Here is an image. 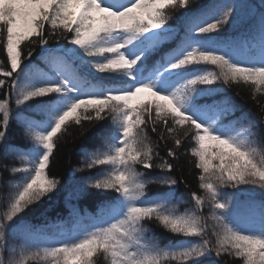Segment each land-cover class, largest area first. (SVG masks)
<instances>
[{"label": "snow or ice", "instance_id": "1", "mask_svg": "<svg viewBox=\"0 0 264 264\" xmlns=\"http://www.w3.org/2000/svg\"><path fill=\"white\" fill-rule=\"evenodd\" d=\"M191 0H0V37L6 66L0 65V155L17 152L24 167H11L18 182L10 178L7 192L0 191V264H27L29 260L51 264H203L215 251L241 264H264V200L242 203L231 193V205L221 187L254 185L264 189V151L252 146L259 121L248 119L222 90L213 85L223 79L242 80L256 91L264 89V5L259 12L247 9V34L221 35V28L241 20L246 6L208 0L189 10ZM182 8L180 23H168V8ZM50 36L67 40L47 47ZM70 34V38L65 35ZM35 37L36 40L32 38ZM45 66L32 63V50L25 63L21 45L36 43ZM174 46L162 50L166 43ZM213 65L219 74L202 70ZM107 73V75H98ZM11 78L10 85L6 79ZM8 86L9 90L3 92ZM17 89H21L16 94ZM15 97V115L10 109ZM203 98H212L201 103ZM35 100L28 106L26 102ZM28 111L25 112V108ZM24 113L20 119V114ZM105 120L91 142L81 146L84 168L108 166L73 189L69 195L88 196L89 188L103 194L101 207L106 218L73 236L54 241L32 238L38 230L21 214L57 190L59 181L48 168L59 140L58 134L70 121ZM232 117L231 119H227ZM16 120L23 138L30 143L8 142V129ZM247 121L243 131L237 125ZM149 125L158 141L171 138L174 148L167 156L175 159L185 141L194 142L191 155L200 170L199 188L204 196L191 194L190 210L178 213L172 205L175 192L146 195L153 181L174 186L176 179L153 177L137 171L153 167L154 149ZM264 131V129H262ZM101 149H106L101 151ZM158 155V153H157ZM218 162V163H217ZM156 167L171 171L165 161ZM3 184L0 183V188ZM109 190L117 195H109ZM211 203L216 221L209 239L193 243L189 237L206 235L202 215L205 200ZM258 215V219H257ZM155 220L176 236L175 243L161 245L150 234L146 222ZM23 237L26 254L19 259L3 258L9 239ZM183 237V238H181ZM15 252V248L12 249ZM209 264L211 262L209 261Z\"/></svg>", "mask_w": 264, "mask_h": 264}, {"label": "trees", "instance_id": "2", "mask_svg": "<svg viewBox=\"0 0 264 264\" xmlns=\"http://www.w3.org/2000/svg\"><path fill=\"white\" fill-rule=\"evenodd\" d=\"M208 0H191L189 10L197 8ZM224 3H239L245 5L246 8L242 9V19L224 25L221 28V35L225 37H236L247 34L249 29V19L244 13L247 9H251L255 12H259L264 0H223ZM185 12L182 8H168L167 14L169 15L168 23L175 25L180 23L177 17H180ZM68 38L70 34L65 33ZM45 36L49 38L47 47L54 48L59 43L64 45L67 43L63 37L59 34L55 36L49 35V30L46 26ZM36 40L35 37L32 38ZM3 38L0 37V65L6 66V54L2 48ZM174 46V42L166 43L162 46V50ZM32 50L33 55L31 61L33 64L44 67V61L41 58V49L38 41L36 43L25 42L21 45V51L24 62L27 63V53ZM202 70L213 71L219 74V70L213 65H200L198 66ZM98 75H107V73H100ZM3 78V77H0ZM6 79V85H10L11 78ZM199 87H215L222 90V94L227 95L235 103L238 108L236 115L240 112L248 114V119L256 120L260 123L252 129L253 136L248 137L251 140L252 146L264 151V89L256 91L255 87L250 83L246 84L242 80L230 81L225 84L223 79L216 81L213 85L199 86ZM9 90L8 86L3 88V92ZM21 89H17L16 94ZM212 98H203L200 102H210ZM28 106H32L36 103L35 100L26 102ZM15 97L13 96L10 109L12 114L15 115ZM28 108H25V112ZM94 117L92 121L82 120L80 124H77L74 120L70 121L66 128H62L58 134L59 140L56 142V147L51 156L50 165L48 168V175L50 178L59 181L57 190L47 194L42 198L41 202H38L29 209H26L21 217L28 225L36 228L38 231L32 234V238L38 239L39 241H54L66 239L68 234L71 233L75 236L80 232L81 229L90 228L94 223H100L101 219L106 218V210L101 207V203L105 200L103 194H97L98 191L94 188H89L88 191L91 195L79 196L69 195L74 188H76L86 177L95 176L97 172L103 171L105 174L111 169L108 166H97L93 169L84 168V155L81 151V146L86 142H91L95 137V130L99 125H103L106 122L111 124L109 114L105 115V120H96L94 113H91ZM24 113L20 114V119L23 118ZM228 117L227 119H231ZM0 121H2V113H0ZM247 127V121L237 125V128L244 130ZM147 135L151 145L154 149L153 152V167L150 169H144L142 166H137V171L145 173V180H152L153 177H169L176 179L178 183L174 186L162 185L158 182H151L146 184V195L152 193H159L171 188L175 192V199L172 201V205L177 209L178 213H182L185 210H190L194 204L191 201V194L196 192L198 195L204 196L205 193L199 188V175L200 170L195 168L196 158L191 155V146H195L194 142L185 141L177 151V157L175 159L167 156V149L174 148V143L171 138L166 141H158V133L151 131L149 125ZM8 142L14 145H28L30 141H26L21 133V129L17 124L16 120H13L8 129ZM106 149H101V151ZM158 153V155H157ZM167 161L173 165L171 171L167 169H160L156 167L161 163ZM218 163V162H217ZM24 167L25 162L21 161L20 156L17 152L10 153L7 157L0 155V183L3 187L0 191L7 192L8 182L10 178L13 183L18 182L22 174H16L13 176L10 169L11 167ZM224 193V199L228 200L231 205V193L237 192V198L242 203L249 201L259 202L264 200V189L254 185H238L236 188L233 187H221L218 189ZM109 195L116 196L114 191L109 190ZM4 210L0 207V212ZM211 203L207 199L202 208V215L205 217V223L207 225L206 235L202 237H189L186 238L193 243H202L203 239H209L212 244L215 243V237L211 235L212 226L216 224V221L211 216ZM146 226L150 230V234L154 235L161 245L168 243H175L176 236L171 232L165 230L155 220L146 222ZM57 228L62 231L57 232ZM183 238V237H181ZM15 248V252L12 249ZM22 254H26V250L23 245V237H18L15 241L9 239L8 245L3 252V258L7 262L8 259H19ZM203 260V264H241L235 258L230 257L226 254L216 255L213 251L210 255L205 258H195ZM27 264H51L50 259L47 261H33L29 260ZM97 264H103V258L97 259ZM169 264H177V262H169Z\"/></svg>", "mask_w": 264, "mask_h": 264}, {"label": "rangeland", "instance_id": "3", "mask_svg": "<svg viewBox=\"0 0 264 264\" xmlns=\"http://www.w3.org/2000/svg\"><path fill=\"white\" fill-rule=\"evenodd\" d=\"M209 71H210V70H209ZM236 130H237V131H243V130H242V129H240V128H236ZM257 219H258V215H257ZM55 230H57V231H58L59 229H55Z\"/></svg>", "mask_w": 264, "mask_h": 264}]
</instances>
